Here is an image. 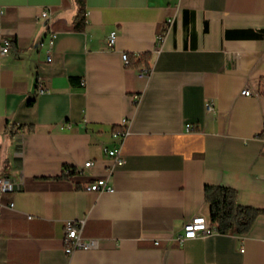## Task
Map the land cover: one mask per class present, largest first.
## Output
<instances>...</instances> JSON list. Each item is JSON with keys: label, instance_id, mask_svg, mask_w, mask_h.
Here are the masks:
<instances>
[{"label": "crops", "instance_id": "1", "mask_svg": "<svg viewBox=\"0 0 264 264\" xmlns=\"http://www.w3.org/2000/svg\"><path fill=\"white\" fill-rule=\"evenodd\" d=\"M84 17L75 0H0V178L19 185L0 204V264H264V212L244 235L177 240L209 217L206 185L264 210V0H86ZM123 52H152L151 71ZM102 177L112 191L85 189ZM70 220L91 248L66 252Z\"/></svg>", "mask_w": 264, "mask_h": 264}, {"label": "built area", "instance_id": "2", "mask_svg": "<svg viewBox=\"0 0 264 264\" xmlns=\"http://www.w3.org/2000/svg\"><path fill=\"white\" fill-rule=\"evenodd\" d=\"M53 13L54 11L52 9H44L40 13V17L47 20L48 26H49V36H50V44L52 45L54 42V37L56 35V30L54 29V23H53ZM175 22V16H170L165 21L166 27L171 28ZM165 34H159L157 38V44L161 45V42L164 38ZM117 37V32L112 31L109 36L107 37V45L109 48H113L115 46V41ZM11 47V42L8 40H4L2 43V53L6 54L9 52ZM123 60L126 64L129 62V53L123 52L122 54ZM47 61H51V56L49 54ZM151 70H148L146 68L142 69V74L149 73ZM40 93H45L47 91V87L44 84V80L41 79L39 81V88ZM242 94L245 96H251L252 92L249 88H244L242 90ZM207 109H212V104L208 102L206 104ZM130 124L129 119H124L121 126L122 130L116 131L114 133V136L116 138H119L122 140V138L125 136L127 132V128ZM187 127H190L188 125ZM108 154L113 158V164L112 168L115 166L122 165L124 163V158L122 157L120 148H114L108 150ZM93 165L92 161H88L85 163V168H90ZM113 170V169H112ZM19 186V185H18ZM17 183L14 182L12 179H9L7 177H1L0 178V204H2V196L7 191H14L17 189ZM85 189L88 191H112L113 187L108 183V177H102L95 179L93 182H90L86 184ZM10 207H14V203L11 202L9 204ZM31 218V216H29ZM83 224H81L78 221H67L65 224V250L67 253H72L76 249H89L92 247L93 242L87 241L83 238L82 232H83ZM183 234H181L177 240L178 242H183L186 239H194L201 236H206L210 234L211 232L215 231L212 226L211 222L209 220V217H206L204 215H195L190 220H188L183 227Z\"/></svg>", "mask_w": 264, "mask_h": 264}, {"label": "trees", "instance_id": "3", "mask_svg": "<svg viewBox=\"0 0 264 264\" xmlns=\"http://www.w3.org/2000/svg\"><path fill=\"white\" fill-rule=\"evenodd\" d=\"M75 3L78 6V14L82 18L77 24V28L81 29L85 20L86 0H75ZM152 58V52H144L139 55L129 54L128 66L144 67L151 70ZM79 172L80 169L65 165L60 176L71 177ZM205 201L209 207V220L212 228L222 234L244 235L248 233L259 214L264 212L262 209L240 204L236 191L225 186L206 185Z\"/></svg>", "mask_w": 264, "mask_h": 264}]
</instances>
